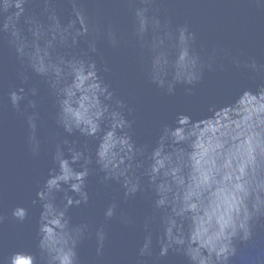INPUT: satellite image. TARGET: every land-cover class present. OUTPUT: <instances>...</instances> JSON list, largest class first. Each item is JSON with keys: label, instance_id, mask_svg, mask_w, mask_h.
Returning <instances> with one entry per match:
<instances>
[{"label": "clouds", "instance_id": "9594fccd", "mask_svg": "<svg viewBox=\"0 0 264 264\" xmlns=\"http://www.w3.org/2000/svg\"><path fill=\"white\" fill-rule=\"evenodd\" d=\"M69 4L71 14L63 22L57 4L50 0H44L40 14L28 13L29 0H0V35L21 64L26 63L51 89L56 124L69 135L86 138L83 147L67 137L55 145L54 166L31 201L40 205L39 264H81L79 245L93 232L96 254H102L105 224L93 228L86 218L73 223L69 215L70 207L89 204L87 178L92 172L103 173L102 183H118L125 200L142 193L145 181L151 189L159 219L155 230L149 220L143 224L138 248L143 264L149 258L158 264L170 250L182 255L186 264H229L237 253L235 241H248L252 221L264 215V83L255 91L242 90L230 103L209 105V115L199 119L178 112L174 124L161 125L151 146L138 144L133 138L135 121L129 119L132 109L116 96L93 55L98 54L97 38L104 30L90 18L84 3L69 0ZM130 7L134 34L151 51L150 82L168 95L175 94L177 86H185V93L191 94L205 68H212V57L206 61L194 47L196 34L187 24L172 27L169 19L162 22L150 15L153 0ZM106 35L109 44L118 47L111 26ZM82 39L87 48L79 55L57 51L76 48ZM245 66L258 67L255 60ZM107 71L104 65L103 72ZM19 79L20 85L7 97L26 119L30 150L36 157L38 91L29 85L27 72H21ZM87 139L95 142L94 153ZM118 207L116 200L107 205L105 223L118 216L122 224H132L124 212L118 214ZM28 214L26 206L17 205L11 219L23 223ZM5 219L0 213V224ZM6 264H37V256L29 249L15 250Z\"/></svg>", "mask_w": 264, "mask_h": 264}, {"label": "water", "instance_id": "95a60500", "mask_svg": "<svg viewBox=\"0 0 264 264\" xmlns=\"http://www.w3.org/2000/svg\"><path fill=\"white\" fill-rule=\"evenodd\" d=\"M29 2V14L43 12L44 0ZM50 2L57 4L56 11L66 22L71 14L69 0ZM77 2L84 3L90 18L104 30V34L97 38L98 54L93 55L116 96L124 99L132 109L129 119L135 121L133 138L138 144L151 146L159 135L161 125L174 124L178 112L199 119L209 115V105L230 103L242 90L255 91L264 83V0H153L150 15H157L162 22L165 18L169 19L172 27L187 24L189 30L196 34L194 47L197 52L206 61L212 57L209 61L212 68H205L203 80L191 94L185 93V86H177L173 95L166 94L149 80L151 51L147 44L142 46L134 34L130 7L139 5L140 0ZM109 26L119 40L116 48L107 39ZM86 48L87 44L82 39L76 48H58L57 51L71 56L79 55ZM252 60L258 65L256 70L245 66ZM104 65L109 71L103 72ZM21 72H27L29 85L38 91L36 99L40 118L37 138L40 144L39 156L36 157L30 150L26 119L11 107L7 97L12 88L20 85ZM56 111L55 97L44 78L32 73L26 63L22 65L7 40L0 35V213L6 217L0 224V264H6L12 251L23 249L35 252L39 264L36 227L40 205H33L31 201L47 178L48 170L54 166L52 154L55 145L65 137L75 140L78 147L85 144L86 138L78 133L69 135L56 124ZM87 144L94 153L95 142L87 139ZM102 176L100 172L89 174L87 190L90 199L87 206L69 208L73 223H79L83 218L93 228L104 223L107 233L99 256L96 254L94 232L81 242L78 248L81 264H143L144 258L138 256L144 235L143 224L149 220L155 230L159 219V214L152 207L153 193L145 181L142 193L125 200L120 185L115 181L102 183ZM58 195L63 196V193ZM113 200L119 204L118 214L124 212L131 218L132 224H122L118 216L105 223L103 212ZM17 205L28 208V218L23 223L11 219V211ZM235 244L237 253L229 264H264V215L252 221L251 238L248 241L237 240ZM153 261L154 258H149L147 264H153ZM158 264H186V260L170 250L166 257L159 259Z\"/></svg>", "mask_w": 264, "mask_h": 264}]
</instances>
